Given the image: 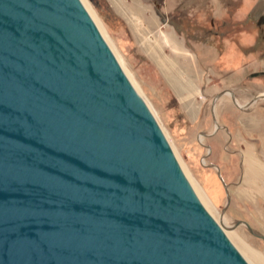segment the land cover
<instances>
[{
  "label": "water",
  "instance_id": "1",
  "mask_svg": "<svg viewBox=\"0 0 264 264\" xmlns=\"http://www.w3.org/2000/svg\"><path fill=\"white\" fill-rule=\"evenodd\" d=\"M0 264H249L80 0H0Z\"/></svg>",
  "mask_w": 264,
  "mask_h": 264
},
{
  "label": "rangeland",
  "instance_id": "2",
  "mask_svg": "<svg viewBox=\"0 0 264 264\" xmlns=\"http://www.w3.org/2000/svg\"><path fill=\"white\" fill-rule=\"evenodd\" d=\"M80 1L204 207L249 264L241 246L264 262V241L241 225L264 236V200L235 153L252 144L264 160V101L242 113L227 95L242 104L264 93V0ZM211 110L232 141L213 135Z\"/></svg>",
  "mask_w": 264,
  "mask_h": 264
},
{
  "label": "crops",
  "instance_id": "3",
  "mask_svg": "<svg viewBox=\"0 0 264 264\" xmlns=\"http://www.w3.org/2000/svg\"><path fill=\"white\" fill-rule=\"evenodd\" d=\"M263 94L264 93H261L260 95L256 96L255 98H252L251 100L244 102L242 104L240 103V101L236 97V100H234L236 105L232 102L231 94H227V95L230 98L231 105L237 111L242 112V113H248L251 109H253L256 105H258V103L264 101V95ZM255 99H257V100L255 102H253ZM239 104L242 106H240ZM219 118H218V123L220 126L219 132L225 131V133L227 134V137L230 139V141H232L233 135L231 134V132L226 127L221 126V124L219 122ZM256 120L263 121L264 119L262 116V117H257ZM252 131H253V128L251 126V128L249 130V132H251V135H252ZM255 152H257V149L252 144H249L246 146V148L243 151H241V152L238 151L235 153H238V155L240 157V162L244 167V172H245L244 178L246 180L247 187L251 190H254L251 192V194H253L252 196L254 197V199L264 200V160H262L260 158H258V159L255 158V155H254ZM215 169L218 171L217 167H215ZM228 194H229L230 201H232L231 192L228 191Z\"/></svg>",
  "mask_w": 264,
  "mask_h": 264
},
{
  "label": "bare ground",
  "instance_id": "4",
  "mask_svg": "<svg viewBox=\"0 0 264 264\" xmlns=\"http://www.w3.org/2000/svg\"><path fill=\"white\" fill-rule=\"evenodd\" d=\"M155 56V55H154ZM232 96V95H231ZM233 99V98H232ZM234 101V100H233ZM235 103V102H234ZM240 105V104H239ZM240 106H242V105H240ZM218 116H216L215 118H217ZM243 156V155H242ZM227 194H228V191H227ZM228 196H229V194H228ZM241 224H243V223H241ZM221 225V224H220ZM246 228L248 227L246 224H243ZM221 227H222V225H221ZM223 228V227H222ZM224 230V229H223ZM226 234V233H225ZM241 246V245H240ZM242 247V249L241 250H243L242 252H245V255H247L255 264H264V262H262V260H260L258 257H257V255H255V254H251V253H249V252H246L245 251V249L243 248V246H241ZM246 250H248V249H246Z\"/></svg>",
  "mask_w": 264,
  "mask_h": 264
},
{
  "label": "flooded vegetation",
  "instance_id": "5",
  "mask_svg": "<svg viewBox=\"0 0 264 264\" xmlns=\"http://www.w3.org/2000/svg\"><path fill=\"white\" fill-rule=\"evenodd\" d=\"M230 93H232V92H230ZM232 96H231V99H232V102L234 103V101L233 100H236V96L232 93L231 94ZM235 104V103H234ZM236 105V104H235ZM212 112V111H211ZM211 115H212V117H213V119H215V116L213 115V112L211 113ZM216 122V125L214 124V127H215V133L213 134L214 136L219 132V129H220V126H219V123H218V121H215ZM214 123V122H213ZM240 224V223H239ZM238 224V225H239ZM243 224H246V223H243ZM243 224H241V225H243ZM247 226H248V224H246Z\"/></svg>",
  "mask_w": 264,
  "mask_h": 264
}]
</instances>
